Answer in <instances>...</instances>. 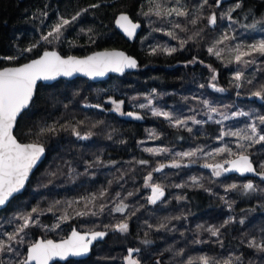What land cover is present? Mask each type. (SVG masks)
Instances as JSON below:
<instances>
[{
  "label": "trees",
  "instance_id": "1",
  "mask_svg": "<svg viewBox=\"0 0 264 264\" xmlns=\"http://www.w3.org/2000/svg\"><path fill=\"white\" fill-rule=\"evenodd\" d=\"M198 0H188L189 4H195ZM210 3L213 0H209ZM235 0H224L221 8L214 9L220 12ZM100 3L101 7L91 9L84 13L80 21L74 26H69L65 37L72 41L68 43L41 44V47L33 53H26L20 61L9 62L0 60V69L25 63L43 50H57L64 56L77 55L85 56L92 52L105 49H123L129 55L135 56L139 61V67L132 73L121 76H111L108 80L93 82L84 78H77L72 81L59 80L51 85L39 84L38 94L40 97L36 107L29 111V118L15 130L17 138L22 142H31L35 139L30 130L35 131L36 127L42 126L45 122L52 124L55 121L60 123L72 120H84L81 131L91 130L95 135L89 140H76L70 132L62 131L54 137H41V142L46 143L47 156L38 170L32 176L25 191L11 200L8 207L0 211V222L9 218L13 213L28 211L37 203L41 208H46L54 200H73L89 193H97L101 188L108 189V195L103 201L98 200L97 206L102 202L112 205L116 200V193H120V199L128 204L129 212L134 209L135 215L128 221L130 225L129 233L122 235L118 232L109 231V235L104 241L98 242L92 250L89 258L84 259L86 264H124L123 257L127 254L130 247H139L141 252L139 257L142 264H177L178 260L208 255L217 259L227 258L230 253H244L245 258H253L259 261V254H255L245 245L247 240L256 236H264V193H253L257 201L251 205H245L242 201L240 190L225 192L224 186L230 183L242 184L252 181L259 188L264 189V181L260 178H243L237 175H221L219 178L212 175L211 169L203 168L200 160L190 167L179 169L165 168L163 172H153V180L161 183L165 187V197L156 205L149 204L146 196L150 190L144 188V177L148 171L155 166L156 162H169L166 156H151L144 152L143 148H169L173 152L187 151L196 146H202L205 151L223 146L225 142L235 148L237 141L235 138L226 137L224 141L215 139L217 130L221 125L206 123L203 128L199 125L193 126V133L171 127L167 121L160 117H153L147 109H139L142 120H135L130 117L121 116L113 111H100L84 107L85 104L100 103L105 109L113 107L107 101L109 97L124 100V111H137L132 107L133 104L145 103L144 97L151 96L155 90L154 107H161L167 111H173L177 115L196 114L197 119H207L203 114V106L194 100L182 99L183 97L203 96L207 97L215 105L223 108L224 105L232 106L224 111L230 114L236 109L243 111H253L257 114H264V102L247 95L251 85L240 89V96L236 95V89L229 84L237 65L224 63L214 56L207 54L206 46L219 35L221 31L229 30V22L218 18L217 28L204 27L202 39L199 43L189 44L183 51H178L172 56L164 54L150 55L148 47L152 44H166L177 46L178 41L170 39L161 32H152L149 27V20H155L152 27L168 28V25L157 20L156 17H145L143 12L149 11L151 5L149 0H0V56L15 54L17 46L26 47L33 40H38L42 32H46L48 26L55 22L57 15L70 16L79 9L88 5ZM47 5V7H45ZM243 9L233 13L236 24L231 28L241 40L251 42L255 39L264 37V30L257 24L255 28H245L264 18V0H243ZM41 11L49 13L48 19H32L38 16ZM207 11V9H206ZM129 15L135 22L142 24V30L135 42H130L118 31L115 21L120 14ZM205 22L201 21V26ZM85 31L91 28L95 34V42L89 40V35L80 33L79 29ZM195 29L188 33L180 32L181 37L192 36ZM223 47V45H221ZM225 57L229 53L223 54ZM193 57L203 60L204 64L185 63ZM205 64H211L219 73L218 85L226 89L225 92H216L208 87V78L211 75ZM246 75L252 72L251 66L245 69ZM259 80L261 74L256 73ZM204 84V88L199 85ZM139 97L133 101L132 97ZM196 109V113L192 109ZM102 121L94 129L90 125ZM247 118L240 117L224 122L225 127L245 126ZM154 130L159 134V139H150L149 131ZM197 131L203 133L196 136ZM112 133V139L107 138V133ZM183 137V139H179ZM124 140L126 143H120ZM140 141H144L143 144ZM264 145H256L251 149L254 152V160L264 158V151L260 149ZM99 156L105 164L115 161V168L98 165L89 170L88 175H79L72 183L68 177L58 173L51 183L46 173L55 171L57 168L63 169L66 161H70L76 168L77 173H84L85 166ZM146 159L150 161L147 166H140L129 161ZM223 156L215 158L209 157L208 163L223 161ZM135 171H131V169ZM94 173V175H93ZM123 175V178L121 176ZM191 177L201 178L204 188L191 185ZM111 186L108 187V182ZM46 184L47 186H43ZM176 184H185L184 188H176ZM210 189L211 191H205ZM128 192H133L132 196H127ZM177 196L187 199L178 201ZM221 197H227L231 202L225 203ZM64 206H61V211ZM82 207L74 205L67 211L71 214L74 209ZM255 209V211H251ZM59 214V212H58ZM128 213H125L127 215ZM181 216V219H172L170 222L166 218ZM229 216L237 219L245 218L243 226L239 224H229L221 229L223 247L217 242L215 237H211L207 232H196V226L202 224L205 227L219 226ZM186 217V218H185ZM121 214L112 212L100 216H87L83 219L76 218L70 224H64L61 229L56 231H42L39 228L31 229L27 243H31L38 238L44 239H63L66 238L72 226L80 231H87L88 228L99 225L97 230L104 225L115 223L121 219ZM41 221L46 224L53 222V217L48 215L41 216ZM161 222L168 223L169 228L175 231H155L154 228ZM152 224L153 228H148ZM4 228L11 230V226L4 223ZM148 232V238L153 241L151 245L145 246L140 243L144 239V233ZM183 233V235H181ZM194 238H199L204 243H194ZM242 241L244 243H242ZM171 248L172 251L167 249ZM183 248L184 256L173 259V253ZM55 264H78V260H69L65 263L56 262ZM193 264H201L200 261L193 259Z\"/></svg>",
  "mask_w": 264,
  "mask_h": 264
},
{
  "label": "snow or ice",
  "instance_id": "2",
  "mask_svg": "<svg viewBox=\"0 0 264 264\" xmlns=\"http://www.w3.org/2000/svg\"><path fill=\"white\" fill-rule=\"evenodd\" d=\"M151 5L149 11L143 12L145 17H156L157 20L164 22L168 25V28L164 27H152L156 23L155 20H149V27L152 32H161L163 35L178 41L177 46H169L166 44H152L148 47V53L150 55H156L158 53L167 56H172L178 51H183L189 42L196 44L202 39V33L204 27L217 28L218 18L220 20H226L229 22V30L221 31L207 46L206 51L210 56H214L216 59L224 63L225 59L227 67L229 64L237 65V69L229 81L232 88L236 89V95L240 96L239 91L248 85L252 87L248 89L247 95L251 98L254 97L261 102H264V37L255 39L251 42H245L240 39L236 34V31L231 28L236 24L233 13L237 10L243 9V0H235L234 3L228 5L222 9L219 13L214 9L221 8L224 0H213L212 3L209 0H198L195 4H189L188 0H149ZM47 7V5H45ZM100 3L88 5L85 8L79 9L70 16L57 15L55 22L51 23L46 32H42L38 40H33L26 47L17 46L15 54L0 56V60H6L9 62H17L21 60L26 53H33L35 50L41 47V44H53V43H68L72 45V41L67 40L65 33L69 26H74L84 13L89 12L91 9L100 8ZM207 9V11H206ZM49 13L47 11H41L38 16L31 17L32 19H48ZM201 21L205 22L204 26H201ZM257 24L264 30V18H261L255 23L244 25L245 28H255ZM116 25L122 30V32L129 38H134L137 29L141 27L139 23H134L127 14H120L116 20ZM191 29L193 31L192 36L185 35L181 37L180 32L188 33ZM80 33L89 35V40L95 42V34L91 28L85 31L84 28L79 29ZM223 45V47H221ZM229 53L225 57L224 53ZM204 64L203 60H199L196 57L188 60L185 63L187 67L189 64ZM209 69L211 75L208 78V87L216 92H225L226 89L218 85L219 73L211 64H205ZM249 66L252 68V72L246 75L245 69ZM139 67L138 61L126 55L124 52L117 51H103L95 52L92 55L78 58L76 56H61L56 51L43 50L42 54H38L37 58L31 59L27 63H20L15 67H4L0 70V209H5L11 198L24 192L26 184L29 181V177L34 174V170L40 165L45 158L47 151L46 143L41 142V137H54L59 132L66 131L76 138V140H89L95 133L91 130L82 132L80 129L84 125V120H72L64 123L55 121L52 124L44 123L42 126L36 127L35 131L30 130L32 136L35 137L31 142H22L14 134V129L18 130L20 125L29 118V111L31 108L36 107L40 101V97L37 90L38 81H55L59 77H72L76 74H82L86 77L95 79L97 77H103L109 72L124 74L126 69H137ZM256 73H260V79H256ZM200 88H204V84L199 85ZM156 96L155 90H153L151 96L144 97L145 103L133 104L132 107L137 111H124V100L113 99L109 97L108 103L113 107L105 109L102 104H85L84 107H91L99 109L100 111H113L121 116L130 117L135 120H142L144 116L140 114L139 109H147L153 117L163 118L169 123L171 127L179 130L193 133V126L199 125L201 128L206 123H213L221 125L217 130L215 139L217 141H224L226 137L235 138L237 143L235 148L238 151H234L227 142L223 146L216 147L215 149H209L205 151L202 146H196L194 149L187 151L173 152L169 148H143L142 150L149 155L166 156L169 162H156L144 177L143 187L150 190V194L146 196V200L149 204L156 205L162 201L165 197V187L161 183L153 180V172H163L165 168L179 169L182 167H190L192 164L197 163L200 160L205 162L200 166L203 168L211 169L212 175L219 178L221 175L236 172L241 176L246 174H253L258 176L264 181V158L254 160V152L250 150L255 148L256 145H264V114H257L253 111H243L236 109L230 114L226 113L224 109H230L232 106L224 105L221 108L215 105L213 101L203 96L183 97L184 100H194L203 106V114L207 119H197L196 109L193 108V115H177L173 111L164 110L161 107H154V99ZM133 101L138 100L139 97H132ZM219 117V118H217ZM245 117L247 122L243 127H237L233 130V127H225L224 122L233 120L236 118ZM102 121L92 123L90 129H94ZM203 133L197 131L196 136H200ZM107 138L112 139V133H107ZM150 139H159V134L154 130L149 131ZM183 139V137H179ZM120 143H126L121 140ZM141 144L144 141H140ZM264 151V148L260 149ZM217 156H223L224 159L217 163H208L209 157L215 158ZM128 163H134L140 166H147L150 161L146 159H139L129 161ZM115 161H110L107 164L97 156L91 163L86 164L84 173H77L76 168L72 166L70 161H66L63 169L57 168L55 171L46 173L49 177L48 183L52 182V179L57 176L58 173H62L68 177V179L75 183V179L79 175H88L89 170L95 166L102 165L105 167L115 168ZM135 171V169H131ZM94 175V173H93ZM123 178V175L121 176ZM201 178L191 177V185L204 188V184L201 183ZM43 186H47L44 184ZM111 186V181L108 182V187ZM176 188H184L185 184H176ZM240 190L243 195L249 193H264V189L259 188L258 185L252 181H248L242 184L230 183L224 186V191L230 192ZM205 191H211L205 189ZM133 192H128L127 196H132ZM108 195V189L101 188L97 193H89L88 195L81 196L79 199L73 200H54L48 207L41 208L37 203L32 206L28 211H19L13 213L11 217L5 218L3 222H0V264H53V261H67L70 257L77 258L78 264H86L84 258L89 257V254L93 250V245L96 242L104 241L105 237L109 235V231L118 232L122 235L129 233L130 225L129 220L135 215L139 209H134L129 212V205L124 203L123 199H120V193H116V203L114 200L112 205L107 202H102L97 206V201H103L104 197ZM178 201L187 199L183 196H177ZM226 204L229 205L231 210V202L227 197H221ZM74 205H80V208L74 209L73 213L67 211L68 208H73ZM61 206H64L61 211ZM108 209V213L113 211L121 214V219L115 223H109L104 225L103 228L97 230L99 225L88 228L87 231L81 232L77 227L72 226L70 232L66 238L59 241L52 239H38L31 243H27L30 237L31 229L39 228L42 231H56L61 229L64 224H70L73 219L85 218L87 216H100L105 213V209ZM251 211H255L252 209ZM59 212V214H58ZM51 214L53 222L46 224L41 221V216ZM125 213H128L125 215ZM186 218V217H185ZM169 222L172 219L179 220L181 216H175L166 218ZM245 218L237 219L234 216H229L219 226L212 225L205 227L202 224L196 226V232H207L211 237L216 238V242L223 247V239L221 238V229L227 227L229 224H239L243 226L245 224ZM4 223L11 226V230L4 228ZM148 228H153L152 224L147 225ZM159 232L162 230L175 231V228H169L168 223L161 222L154 228ZM261 231H264L262 229ZM149 233H144V239L140 241L141 244L148 246L153 243L148 238ZM183 235V233H181ZM194 243H204L199 238H194ZM242 243H244L242 241ZM248 249H251L253 253L259 254L258 264H264V236L257 238L252 236L247 240L245 245ZM172 251L171 248L167 249ZM127 254L123 257L124 264H142V260L139 257L141 249L139 247H130L127 250ZM183 248L176 250L173 253V259L177 257H183ZM193 259L198 260L201 264H257L253 258H245L244 253H230L227 258L217 259L216 257H210L208 255H200L198 257L189 258L187 260L181 259L177 261V264H193ZM156 264H160L157 260Z\"/></svg>",
  "mask_w": 264,
  "mask_h": 264
},
{
  "label": "water",
  "instance_id": "3",
  "mask_svg": "<svg viewBox=\"0 0 264 264\" xmlns=\"http://www.w3.org/2000/svg\"><path fill=\"white\" fill-rule=\"evenodd\" d=\"M128 16H129V15H128ZM118 18H119V17H118ZM118 18H117V19H118ZM129 18H130L134 23H139V24L141 25V27H140L139 29H137V31H136V35H135L134 38L129 39V38H128V37L122 32V30L116 25V21H115V26H116V28L118 29V31H119V32L125 37V39H127V40L130 41V42H135V41L137 40L138 35L140 34V32H141V30H142V24H141L140 22H135L130 16H129ZM117 19H116V20H117ZM48 51H56V52H58L61 56H64V55H62V54H61L59 51H57V50L50 49V50H48ZM103 51H117V52H124L126 55L131 56V57L135 58V59L138 61V59H137L135 56L129 55V54H128L126 51H124L123 49H105V50H98V51H95V52H103ZM95 52H92V53H90V54H88V55H85V56L92 55V54L95 53ZM70 56H76V57H78V58H83V57H85V56H77V55H70ZM64 57L66 58L67 56H64ZM36 58H37V57H36ZM28 62H29V61H28ZM25 63H27V62H25ZM138 64H139V61H138ZM15 66H19V65H10V66H7V67H15ZM2 69H3V68H2ZM2 69H0V70H2ZM136 70H137V69H126L125 72H124V74H126V73H132V72H134V71H136ZM124 74H123V75H124ZM111 76H121V74H119V73H115V72H109L107 75H105V76H103V77H97V78H95V79H92V78L86 77V76H84V75H82V74H76V75H74V76H72V77H59L57 80H55V81H50V82L38 81V82H37V89H38L39 84L51 85V84H53V83H55V82H57V81H59V80H68V81H72V80L77 79V78H84V79H87V80H90V81H93V82H101V81H104V80H108ZM89 105H91V104H89ZM86 108H91V107H86ZM92 109H95V108H92ZM15 130H16V129H14V134H15ZM46 156H47V152H46V154H45V158L43 159L42 163H43L44 160L46 159ZM42 163H41V164H42ZM41 164H40V165H41ZM40 165L37 166V169L34 170V173L38 170V168L40 167ZM33 175H34V174H33ZM33 175H31V176L29 177V181H28V183L26 184L25 189L27 188V185L29 184V182H30V180H31V178H32ZM227 175H237V176H240V177H243V178H252V179H258V178H259L258 176H255V175H253V174H251V173L246 174V175H244V176H241L239 173H236V172H230V173H227ZM24 191H25V190H24ZM21 194H22V193H21ZM18 195H20V194H18ZM18 195H16V196H18ZM16 196H14L13 198H11V200L14 199ZM11 200L9 201V203L11 202ZM9 203L6 205L5 208L8 207ZM2 210H3V209H0V211H2ZM79 231H80V230H79ZM81 232H85V231H81ZM38 239H44V238L40 237V238H38ZM38 239H37V240H38ZM50 239L55 240V241H59V240H61V239L56 240V239H53V238H50ZM97 243H98V242H96V243L93 245V247H94ZM91 254H92V252L89 254V257H90ZM89 257H86V258H84V259H87V258H89ZM69 260H77V258H72V257H70L67 261H69ZM67 261L56 260V261H53V264H55L56 262L65 263V262H67Z\"/></svg>",
  "mask_w": 264,
  "mask_h": 264
},
{
  "label": "rangeland",
  "instance_id": "4",
  "mask_svg": "<svg viewBox=\"0 0 264 264\" xmlns=\"http://www.w3.org/2000/svg\"><path fill=\"white\" fill-rule=\"evenodd\" d=\"M217 118H219V117H217ZM240 195H241L242 201L245 205H251L253 201H257V199L253 193H249L248 195H243L240 192Z\"/></svg>",
  "mask_w": 264,
  "mask_h": 264
}]
</instances>
